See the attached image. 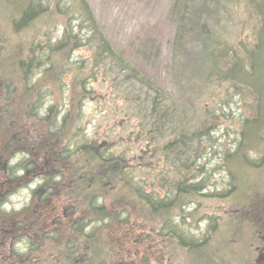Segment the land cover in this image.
<instances>
[{"label": "trees", "instance_id": "obj_1", "mask_svg": "<svg viewBox=\"0 0 264 264\" xmlns=\"http://www.w3.org/2000/svg\"><path fill=\"white\" fill-rule=\"evenodd\" d=\"M47 1L19 0L14 31L50 14L51 1L56 2ZM75 2L73 15L70 6L55 4L62 16L59 36L47 29L13 59L7 45H0V264H143L145 255L162 264L166 253L159 252V243L168 237L177 248L199 250L213 225H206L203 234L195 232V223L204 218L191 213L197 212L200 199H225L238 189L234 157L256 169L247 156L250 150L243 145L222 151L212 164L206 152H216L210 125L188 133L169 129L174 109L163 90L138 72L107 36L88 26L94 17H87L91 10L86 0ZM196 24L205 34L206 23ZM181 37L178 30L177 45ZM259 42L264 45L262 37ZM84 46L90 65L78 79L70 74L82 67L71 58ZM262 49L251 58L256 66ZM240 62L244 69L242 57ZM232 66L231 71L238 64ZM106 75L108 85L120 88L129 80L151 96L149 104H133L120 88L123 102L129 103L120 113L127 123L139 121L127 135L136 139V162L146 159L148 168L158 158L155 176L133 171V157L117 150L118 141L100 137L97 121L105 114L106 95L119 103V92L103 86ZM93 108L99 113L90 112ZM165 125L166 133H160ZM159 136L163 138L156 140ZM24 186L32 187L30 202L18 212L3 209L10 194ZM258 204L256 199V210L261 209ZM137 207L143 216L138 221L131 214ZM150 219L156 225L147 224ZM250 222L256 231L264 230ZM155 238L160 241L153 242Z\"/></svg>", "mask_w": 264, "mask_h": 264}, {"label": "rangeland", "instance_id": "obj_2", "mask_svg": "<svg viewBox=\"0 0 264 264\" xmlns=\"http://www.w3.org/2000/svg\"><path fill=\"white\" fill-rule=\"evenodd\" d=\"M30 1V0H29ZM47 3V0H42ZM62 8L70 6V14L77 8L75 0H55ZM94 17L88 26L98 35L107 36L111 45L119 50L130 64L145 74L163 90L166 102L174 109L169 129L179 128L188 133L192 129L207 125L212 127V141L216 152L212 155L206 149L210 163H216L222 151L247 145L250 161L255 164H241L234 161L239 178L238 189L225 199H200L201 204L195 218L204 220L194 227L195 232L205 233L206 225H213L208 240L199 250L186 251L177 248L171 240L160 242L166 256L162 264H264V230L251 226L264 225V1L261 0H86ZM54 1L52 11L37 17L24 29L16 32L12 20L21 7L19 0H0V45L5 43L10 59L20 52L26 53L31 41L41 38L49 29L51 36H59L62 16L58 14ZM24 5V4H22ZM261 8V9H260ZM196 23H206L205 34L199 33ZM201 25V26H202ZM181 32L180 45L175 43L177 31ZM207 35H212L209 38ZM214 40V42H213ZM260 43L261 48H257ZM214 48L213 54L209 51ZM257 48V49H256ZM263 48V49H262ZM262 49L256 66L251 58ZM88 46L72 54V62L80 64L76 78L89 68ZM238 54L239 58L234 59ZM242 57L243 67L240 59ZM230 59V62H229ZM72 62L68 64L72 65ZM238 64L234 70L232 65ZM9 69L11 68L8 65ZM223 77V78H222ZM103 80L114 93L119 92V103L114 97L106 95L105 112L97 122L102 125L101 138L116 139L117 149L126 158L133 157V171H144L155 176L158 171V158L136 162L134 147L137 144L129 132L138 128L139 121L127 123L120 110L127 101L139 104L143 100L149 104L151 96L146 97L139 84L127 80L120 88ZM68 83V79H65ZM127 92V93H126ZM67 93V91L65 92ZM126 93V94H125ZM90 105H88L89 107ZM95 108L92 109L93 112ZM99 113V111H94ZM90 119H87L89 121ZM91 130V126L88 125ZM160 133H166V125ZM157 135V134H156ZM124 137V138H120ZM156 137V136H155ZM133 138V139H132ZM162 137H157L160 140ZM104 139V138H103ZM164 137V141H165ZM147 143V141H145ZM244 146V147H245ZM222 155V154H221ZM229 165L232 163L229 161ZM258 165H260L258 167ZM259 172V174H257ZM30 186L12 192L3 208H13L18 212L31 200ZM258 207L255 209V201ZM250 209V210H249ZM190 210V209H189ZM139 207L131 211L140 220ZM32 210L26 211L31 216ZM211 215V216H209ZM150 219L147 224H154ZM145 223V219H144ZM156 225V224H154ZM151 237V236H150ZM149 237V238H150ZM155 238L153 242H159ZM143 264H157L151 255H145Z\"/></svg>", "mask_w": 264, "mask_h": 264}]
</instances>
